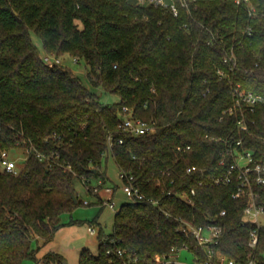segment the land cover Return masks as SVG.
<instances>
[{"label":"trees","instance_id":"16d2710c","mask_svg":"<svg viewBox=\"0 0 264 264\" xmlns=\"http://www.w3.org/2000/svg\"><path fill=\"white\" fill-rule=\"evenodd\" d=\"M237 1L166 0L163 8L150 0H0V151L31 141L49 157L41 161L33 151L19 176L0 174V264H24L36 258L34 240L55 239L61 216L82 204L75 180L90 193L91 177L105 184L100 170L109 154L146 200L123 204L109 235L92 223L99 253L83 251L80 264H155L185 245L204 262L180 218L223 228L215 261L243 264L251 256L264 264V227L250 247L255 226L244 217L250 199L233 198L236 182L208 183L223 171L218 163L228 149L264 161V105L246 114L247 133L238 128L239 112L228 114L235 85L264 96V0ZM32 32L48 56L84 61L89 84L120 102L102 103L66 67L46 64ZM124 108L154 123L155 132L125 133ZM191 166L205 174H187ZM193 189L191 205L184 197ZM253 191L264 205V185ZM36 260L64 263L57 253Z\"/></svg>","mask_w":264,"mask_h":264},{"label":"built area","instance_id":"2783aa9c","mask_svg":"<svg viewBox=\"0 0 264 264\" xmlns=\"http://www.w3.org/2000/svg\"><path fill=\"white\" fill-rule=\"evenodd\" d=\"M244 1L247 2V0ZM150 2L159 5V7L168 8L166 0H150ZM237 3L239 4L240 0H238ZM169 7L176 15L178 12L176 6L172 3ZM44 61L50 66H53L54 63H59L58 59H56L55 62H51L49 57L44 58ZM220 74L223 75V73ZM233 89L234 105L228 110V114L234 115L235 113L237 114V112H239V118L237 122L238 128L242 132L247 133L249 126L246 114L253 113L259 105H264V96L251 91H245L242 89L240 84L235 85ZM120 128L125 133L132 136H142L155 132L154 123L135 118L133 110L129 108L123 109ZM206 138H208V135ZM215 141H222V139L218 138L215 139ZM118 143L123 144V140L120 139ZM16 145V148L13 150L0 151V174L19 176L21 173H23L25 164L28 161L31 153L35 151L31 141H23V143L18 142ZM112 145L113 142L112 138L110 137V148H112ZM237 145H241V141H239ZM17 150H23L24 154L20 157L13 158L11 153ZM189 150H191V146H187L185 148L178 147V151L182 153H186ZM35 154L41 161L49 160L48 156L40 152L35 151ZM229 156L232 157V162L230 165H227V157ZM218 167L223 168V171L212 176L210 175L208 178V183L229 186L236 182L237 189L233 195V198L240 199L242 197H248L250 199L248 207H246L244 210V217L246 223L255 226V229L251 233L250 241V247L255 248L259 240V231L264 227V205L257 204V195L253 191V186L264 185V161H256L254 159L253 153L248 150L233 152L228 149L222 154V157L218 163ZM205 171L206 170L198 168L197 166H191L186 170L187 174L201 173L202 175L205 174ZM120 179L122 181V191L130 202L138 203L144 202L146 200L145 194L136 185L135 177L132 174L120 172ZM199 184L202 185L203 182H200ZM103 187L104 183L101 180L98 185L92 186L93 194L98 198L99 201L101 200L102 206L104 208L107 207L114 210L116 207L114 203L115 192L111 188H105L106 194L110 197L108 199H102L100 197V192L103 190ZM196 193V190L193 189L191 191V196L187 195L184 197L185 201L192 205L194 203L192 197H195ZM150 202L154 204L157 203L152 199H150ZM84 204L89 205L88 202H85ZM225 214L226 212L222 211L220 216H224ZM179 221L182 223L181 230L196 241L206 258V260L201 263L199 262L198 256L193 254V264H238L234 260L230 259H223L222 262L215 261L213 248L219 243L223 235V228L220 225L211 223L206 226H197L192 222L183 220L181 218ZM90 231L94 233L93 228H91ZM183 251H189V247L185 245ZM180 252L182 251L173 249L170 255L156 257L155 264H182L180 263ZM108 255H110V252H108ZM119 255L123 256V252H119ZM128 264H139V262L138 259H134L130 260ZM243 264L257 263L253 258H251V256H249L246 262Z\"/></svg>","mask_w":264,"mask_h":264},{"label":"rangeland","instance_id":"374dc122","mask_svg":"<svg viewBox=\"0 0 264 264\" xmlns=\"http://www.w3.org/2000/svg\"><path fill=\"white\" fill-rule=\"evenodd\" d=\"M34 44L40 49L42 57H49L51 62L56 59L48 56L42 46L41 38L38 34L31 33ZM59 63L70 70L77 76L92 92L97 94L100 101L104 104H114L120 102L117 95L104 92L101 88H93L88 81V68L84 61L79 63L70 55L61 56ZM13 158L20 157L24 154L23 150H17L11 153ZM106 176V182L103 190L100 192L102 199H108L110 196L106 194L105 188H111L114 194L115 209L103 207L98 198L88 191V188L80 179L74 182L75 190L82 204L75 206L70 212H65L61 216L62 226L56 233L55 239L47 244H43L38 240H34L32 248L36 252V258L41 259L46 254L57 253L63 257V262L67 264H80V257L83 251L88 250L93 255L99 253V242L97 239L98 227L93 228L94 233L90 231L92 223L100 224L105 234H111L114 230L115 217L121 206L129 199L122 191V181L120 179L119 168L112 156L109 154L104 160L103 167L100 170ZM91 186H96L101 181L100 177H91ZM88 202L90 205L84 204ZM180 263L193 264L194 255L189 251H182L180 254ZM35 257L25 260L24 264H38Z\"/></svg>","mask_w":264,"mask_h":264},{"label":"water","instance_id":"95a60500","mask_svg":"<svg viewBox=\"0 0 264 264\" xmlns=\"http://www.w3.org/2000/svg\"><path fill=\"white\" fill-rule=\"evenodd\" d=\"M93 172H94V173H96V172H97V170H93ZM63 264H67V263H66V262H64Z\"/></svg>","mask_w":264,"mask_h":264},{"label":"crops","instance_id":"0c3cea01","mask_svg":"<svg viewBox=\"0 0 264 264\" xmlns=\"http://www.w3.org/2000/svg\"><path fill=\"white\" fill-rule=\"evenodd\" d=\"M181 253V252H180Z\"/></svg>","mask_w":264,"mask_h":264}]
</instances>
